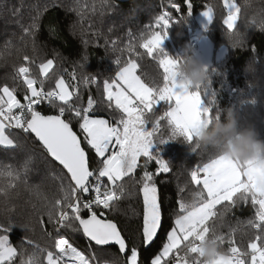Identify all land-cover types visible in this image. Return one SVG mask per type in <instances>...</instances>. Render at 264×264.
Listing matches in <instances>:
<instances>
[{
	"label": "trees",
	"instance_id": "obj_1",
	"mask_svg": "<svg viewBox=\"0 0 264 264\" xmlns=\"http://www.w3.org/2000/svg\"><path fill=\"white\" fill-rule=\"evenodd\" d=\"M236 2L242 8L238 28L245 34V39L242 46L233 47L226 38L222 21L227 14L224 0H191L190 13L185 0H171V3L169 0H106V3L102 0H0V86L6 83L15 87L17 98L22 102L26 86L17 77L16 69L24 63L23 57L27 55L34 60L30 67L37 77L40 75L38 65L53 59L54 69L45 79V90L52 88L55 79L63 76L67 83L78 87L84 106L89 95L96 101L94 116L109 120H118L121 113L114 106L108 107L103 82L115 76L117 59L121 66L129 59L127 45L133 38L137 51L141 53L139 57L133 55L139 65L138 75L146 82L162 83L163 73L158 61L148 57L146 50L139 47L143 42L141 35L147 37L156 18L168 12L173 21H182L173 22L168 28L170 54L180 56L179 50H184L185 56L194 55L198 59L200 49L198 52L189 51L193 32L198 26L196 16L208 7L213 9L215 16L204 34L213 43L214 52L224 47L227 53L220 60L213 59L208 66L210 70H216L209 73V78L211 89L216 93L213 112L218 110V116H213L204 132L196 135L201 149L191 151L190 143L182 136L157 144L160 155L169 162L170 171L157 174L154 161L147 162L145 169L146 158L141 157L135 180L126 177L123 181L125 194L110 209L103 210V214L118 225L128 247L138 249L139 264H151L166 242V233L177 213V201L183 200L189 205L195 203V192L200 186L192 183L191 170L212 156L229 151L231 146L243 148V134L248 127H254L258 137L264 139V27L259 26L264 20V0H248L246 4L244 0ZM173 4L179 5L180 10L172 7ZM34 23L35 27H31ZM73 72L75 81L70 78ZM85 76L89 80L94 77L96 82L84 84ZM163 107L164 104L157 107V114ZM230 108L236 117L231 127L228 126ZM48 112L58 114V108L53 107ZM64 118L68 119L67 113ZM72 126L80 135L78 123L72 121ZM162 129L163 138L167 139L169 130L166 127ZM12 135L19 139L20 146L11 149L0 147V168L11 166L19 171L20 180L9 191L7 203L0 195V224L10 226L9 232H0V235H8L10 243L18 251L23 249L24 259L35 255L39 264H46V251L54 250L55 240L60 236L70 239L86 255L94 254L95 264L106 261L127 264L130 252L127 255L120 253L117 245L97 246L83 234L76 221L70 222L71 227L65 224L59 228L55 218L49 219L52 203L62 195V186L67 187L71 183L69 175L33 134L14 129ZM90 155L91 165L95 168L96 157L94 153ZM26 160L29 161L28 171L24 172ZM145 170L154 174L162 214V227L150 247L143 245L140 235L143 197L141 185L135 182ZM6 184L7 178L0 176V187ZM221 212L224 209L218 206L217 217L209 222L215 235L199 243L206 245L216 240V236L223 235L225 240L219 244V249L227 253L231 247L228 234L235 228L231 239L242 252L249 251L247 245L257 234L247 224L248 220L255 218L251 203L237 200L230 211L224 212L223 216L219 215ZM82 215L86 218L87 212ZM191 246L192 242H189L185 250ZM203 253L204 249L200 250L205 262L207 258ZM16 264H20L19 258Z\"/></svg>",
	"mask_w": 264,
	"mask_h": 264
},
{
	"label": "snow or ice",
	"instance_id": "obj_2",
	"mask_svg": "<svg viewBox=\"0 0 264 264\" xmlns=\"http://www.w3.org/2000/svg\"><path fill=\"white\" fill-rule=\"evenodd\" d=\"M171 3V0H169ZM245 4L247 3L244 0ZM106 3V0H102ZM190 13L191 0H185ZM227 10L223 18L226 33L239 34L242 39L233 47L242 46L245 34L238 28L242 8L236 0H224ZM177 11L179 5L173 4ZM203 15L209 22L213 19V9L208 7ZM186 19V18H185ZM173 22L171 14L165 12L156 18L147 37L141 35L139 47L146 50L148 57L158 61L162 69V83L146 82L137 74L139 67L133 55L139 57L137 44L133 41L127 45L129 59L121 66L117 59L118 70L110 80L103 82V92L108 107L118 109V120L97 118L94 116L96 101L88 96L87 104L81 102V93L75 84L67 83L63 76L55 79L52 88L45 90V79L54 69V60L47 59L39 65V77L30 67L34 64L29 56L23 57L17 69V77L26 86L23 102L17 98V89L8 84L0 86V147L5 149L20 146L19 139L12 135V130L34 134L46 152L67 170L71 183L61 188L62 195L52 203L48 213L49 219L55 218L57 225L71 227V221L79 224L83 234L97 246L115 244L120 253L127 255V264H139V251L136 247L128 248L126 238L118 225L108 219L101 207L110 209L115 201L124 194L126 177L135 180V172L140 166L141 157L147 162L154 161L156 173H168L169 162L160 155V149L153 151L154 144H164L179 136L191 145V151L201 149L196 142L199 126L207 117L209 122L214 113L216 93L211 89V79L203 85L191 88L178 80V67L184 56H171L162 47L168 36V28ZM264 27V20L260 22ZM35 27V23L31 26ZM29 31V29H25ZM115 43V42H113ZM208 68V66H207ZM209 69V73L215 72ZM72 81L76 80L73 72ZM87 76L83 83H95ZM47 102L58 108V114L45 115L37 110ZM164 102L163 110L157 114V107ZM66 113L68 119H65ZM72 121L79 126L80 135L73 130ZM166 122V123H162ZM167 128V139L160 135L162 128ZM96 157L97 167L91 165L92 156ZM29 161L24 162L23 170L28 171ZM0 176L7 178L5 187H0V195L7 197L9 191L20 180L19 171L11 166L0 168ZM193 184L200 186L195 192L197 197L193 205L178 200L177 213L172 226L166 233V242L153 257L151 264H204L197 244L209 236L215 235L210 227L222 206L224 212L235 207L237 200L251 203L255 209V218L247 224L257 232L247 245L249 251L242 252L231 239L235 228L228 234L231 245L227 254L218 255L210 264H264V185H258L251 171L227 157L214 155L207 162L196 165L190 173ZM136 183L141 185L143 197V216L140 235L145 247H150L158 237L162 227L161 205L158 199L154 174L145 170ZM183 191V189H181ZM11 211V209H7ZM87 212L85 218L82 213ZM99 212V214H98ZM224 212L219 213L223 216ZM10 226L0 224V232L7 233ZM217 242L223 243L225 236H216ZM192 242L190 249L185 245ZM27 243L31 244V241ZM23 249L19 250L9 241L8 235H0V264H39L33 255L23 258ZM46 264H95L94 254H85L70 239L60 236L55 240L54 250L46 251Z\"/></svg>",
	"mask_w": 264,
	"mask_h": 264
},
{
	"label": "clouds",
	"instance_id": "obj_3",
	"mask_svg": "<svg viewBox=\"0 0 264 264\" xmlns=\"http://www.w3.org/2000/svg\"><path fill=\"white\" fill-rule=\"evenodd\" d=\"M248 2V0H246ZM226 38L231 44H238L242 37L239 34L226 33ZM178 80L187 84L191 88H196L198 85H203L209 78L207 65L197 59L194 55L185 56L184 61L178 67ZM229 127L235 123V112L229 109ZM243 148H233L227 154L238 156L242 159L264 156V139L258 137L254 127H248L243 134ZM223 254L219 249L217 240H212L204 247L203 255L208 260L215 259L218 255Z\"/></svg>",
	"mask_w": 264,
	"mask_h": 264
},
{
	"label": "rangeland",
	"instance_id": "obj_4",
	"mask_svg": "<svg viewBox=\"0 0 264 264\" xmlns=\"http://www.w3.org/2000/svg\"><path fill=\"white\" fill-rule=\"evenodd\" d=\"M206 10L207 9L203 10L202 12H200L196 16V20H197L198 26L196 27V29L193 32L192 39L194 38V39L198 40V50L196 52H198L199 49L202 52L201 54H197L196 53L197 56H198V59L201 62H203L204 64H206L207 66H209V65L212 64L213 59L220 60L223 57H225L226 53H227V50H226V48L222 47L219 50H217L216 52H214L213 43L204 34L205 30L209 27V25L211 24V22L213 20L212 19L211 22H209L208 19L203 15V12L206 11ZM213 16H215L214 11H213ZM162 47L164 48V50L167 51V53L169 55H171L170 51H169V42L167 41V37L164 39ZM161 104H164V102H161ZM95 117L108 119V118L102 117V116H95ZM162 123H166V122H162ZM208 123H210V122H209L208 118L205 117L203 123L199 126V129H198V132L196 133V135H200L202 132H204V130L206 129V126L208 125ZM163 134H164V132H163V129H162L160 135L163 136ZM156 149H159V145L154 144L152 150L156 151ZM231 149H233V146L230 147V150ZM229 151H227V152H229ZM227 152L221 154L220 156L227 157L228 159L236 161L239 164H241L242 166H245L246 168H248L251 171L252 175L255 178L256 183L258 185H264V158H262L260 156H254L251 159L244 160V159H242V158H240L238 156L229 155V154H227ZM222 253L223 254H227L228 252L227 253L222 252ZM213 260H208L207 259L204 262V264H210V262L213 261Z\"/></svg>",
	"mask_w": 264,
	"mask_h": 264
},
{
	"label": "built area",
	"instance_id": "obj_5",
	"mask_svg": "<svg viewBox=\"0 0 264 264\" xmlns=\"http://www.w3.org/2000/svg\"><path fill=\"white\" fill-rule=\"evenodd\" d=\"M197 50H198V40H196V39L193 38V39H191V42H190L189 51L196 52ZM201 53H202V52L200 51L199 54H201ZM178 54H179L180 56L183 55V56L185 57V54H186V53H185L184 50H179ZM22 102H23V101H22ZM52 109H53V107L50 106L47 102H45V103L41 104L37 110L41 111L42 114L48 115V114H49L48 111H50V110H52ZM13 130H14V129H13ZM103 210H105V209H103V208L101 207V209H100L99 211H102V212H103ZM58 226H59V228H61L60 225H58ZM197 247H198L200 250H202V249H204L205 245L199 243V244H197ZM102 264H118V263H116V262H112V261H106V262H103Z\"/></svg>",
	"mask_w": 264,
	"mask_h": 264
},
{
	"label": "water",
	"instance_id": "obj_6",
	"mask_svg": "<svg viewBox=\"0 0 264 264\" xmlns=\"http://www.w3.org/2000/svg\"><path fill=\"white\" fill-rule=\"evenodd\" d=\"M119 2H127L128 0H118ZM48 115H55V114H48ZM74 130V129H73ZM75 131V130H74ZM34 135V134H33ZM37 139V138H36ZM38 140V139H37ZM39 141V140H38ZM40 142V141H39ZM41 143V142H40ZM51 157V156H50ZM52 158V157H51ZM56 163H58L59 164V162L58 161H56L54 158H52ZM60 165V164H59ZM60 166H62V165H60ZM63 167V166H62ZM65 171L67 172V170L65 169ZM69 175V174H68ZM94 243V242H93ZM111 245H115V244H109V245H106V246H111ZM126 245H127V247H128V244H127V242H126ZM129 248V247H128Z\"/></svg>",
	"mask_w": 264,
	"mask_h": 264
}]
</instances>
